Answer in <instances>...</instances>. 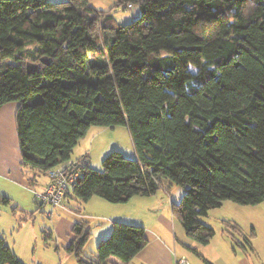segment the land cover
<instances>
[{
  "label": "trees",
  "instance_id": "trees-1",
  "mask_svg": "<svg viewBox=\"0 0 264 264\" xmlns=\"http://www.w3.org/2000/svg\"><path fill=\"white\" fill-rule=\"evenodd\" d=\"M115 5H139L141 15L115 25L90 0H0V107L19 103L22 167L34 184L69 161L92 126H126L136 156L114 150L103 171L77 160L65 201L118 204L187 186L173 215L207 245L215 230L200 217L227 200L264 202V0ZM72 232L66 252L80 264L129 263L147 244L144 226L115 221L89 260L88 223ZM0 264H26L2 235Z\"/></svg>",
  "mask_w": 264,
  "mask_h": 264
},
{
  "label": "rangeland",
  "instance_id": "rangeland-1",
  "mask_svg": "<svg viewBox=\"0 0 264 264\" xmlns=\"http://www.w3.org/2000/svg\"><path fill=\"white\" fill-rule=\"evenodd\" d=\"M48 1L58 3L66 0ZM90 4L99 11L110 10L115 25L127 24L141 15L139 5L127 8L117 7L116 0H90ZM114 150H119L126 157L133 158L134 146L127 128L125 126L115 128L92 126L73 149L72 158L83 160L87 156V163L92 168L103 171V159ZM41 178L42 181L46 180V176ZM186 188L187 186L173 185L170 200L178 203ZM110 207L124 206L121 203L108 202L99 196H93L89 204L68 199L64 201L62 207L41 205L40 211L34 218L29 219L30 216L25 215L28 218L22 224L18 218L22 214L18 213L17 220H12L0 212V235L6 238L8 245L26 264H80L74 255L66 252L65 248L68 244L65 242V227L60 228V235L56 237L59 251L55 249V241L46 239L45 232L50 233L56 225L61 226L66 220L87 222L91 235L84 247V254L87 259H94L99 242L112 232L114 219L110 215ZM77 209H80L79 217L73 212ZM170 209H172L171 203ZM200 220L210 225L215 230V235L208 245L200 244L190 238L184 242L178 239L176 246L178 256L184 252L189 258L200 259L196 251L202 255H208L222 248L232 260L239 259L245 264L264 263V202L246 205L227 200L221 207L211 209L207 216L200 217ZM225 221L232 225H227ZM227 229L229 232H225Z\"/></svg>",
  "mask_w": 264,
  "mask_h": 264
},
{
  "label": "crops",
  "instance_id": "crops-1",
  "mask_svg": "<svg viewBox=\"0 0 264 264\" xmlns=\"http://www.w3.org/2000/svg\"><path fill=\"white\" fill-rule=\"evenodd\" d=\"M18 108V102H9L0 107V212L12 220H17L18 213L22 214L18 217L20 224H22V222L27 221L28 217L25 215L32 219L40 211L42 204L35 197V191H43L50 182V178L44 174L37 177L32 184L31 179L34 172L22 167V155L16 125ZM135 156L134 149V156L132 157ZM86 158L87 156L83 161L87 162ZM69 161L76 162L77 160L73 159L71 155ZM42 176H46L45 181H42ZM3 197L11 200L10 205L1 203ZM170 198L171 189L161 188L154 195L134 196L128 202L121 203L124 207H110V215L114 222L123 221L142 225L146 229L147 238V244L129 263L112 256L109 258L111 264H181L182 258L186 260V264H245L239 259L237 261L232 260L231 256L222 248H218L214 253L208 255H202L198 252L200 259L191 257L190 259L188 254L184 252L178 256L176 252L178 239L184 242L188 241L189 237L179 220L173 215L172 209L175 201L170 200ZM170 203L172 209H170ZM15 207L17 211L13 212ZM73 212L76 216H81L79 209L73 210ZM75 223L77 222L74 220H66L61 226L56 225L55 229L50 232L51 241L56 243V250H60L56 238L60 235V228L64 229L65 227V242L69 245L74 238L72 229ZM12 250L17 254L13 248ZM17 256L19 257L18 254ZM235 256L238 258L237 253Z\"/></svg>",
  "mask_w": 264,
  "mask_h": 264
},
{
  "label": "built area",
  "instance_id": "built-area-1",
  "mask_svg": "<svg viewBox=\"0 0 264 264\" xmlns=\"http://www.w3.org/2000/svg\"><path fill=\"white\" fill-rule=\"evenodd\" d=\"M131 7V5H129ZM74 162L67 161L51 168L47 171L50 182L43 191H35V197L42 205H51L52 207H62L65 201L67 190L76 183L80 172L73 167ZM181 264H186L182 258Z\"/></svg>",
  "mask_w": 264,
  "mask_h": 264
},
{
  "label": "water",
  "instance_id": "water-1",
  "mask_svg": "<svg viewBox=\"0 0 264 264\" xmlns=\"http://www.w3.org/2000/svg\"><path fill=\"white\" fill-rule=\"evenodd\" d=\"M35 68V66H33V65H28V71L30 72L32 69H34Z\"/></svg>",
  "mask_w": 264,
  "mask_h": 264
}]
</instances>
